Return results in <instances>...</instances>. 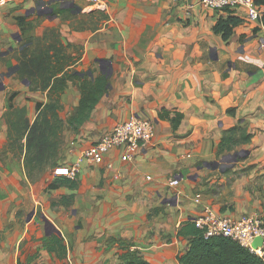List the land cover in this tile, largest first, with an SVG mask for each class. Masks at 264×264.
<instances>
[{
    "label": "crops",
    "instance_id": "crops-1",
    "mask_svg": "<svg viewBox=\"0 0 264 264\" xmlns=\"http://www.w3.org/2000/svg\"><path fill=\"white\" fill-rule=\"evenodd\" d=\"M100 1L104 11L89 0H46L39 10L40 0H10L0 7V74L10 73L0 77V264H119L133 256L149 264H182L178 255L188 249L189 237L178 229L205 207L234 218L260 215L264 225L261 20H248L241 8H205L199 0ZM227 16L240 21L224 39L213 27ZM18 18L39 21L42 30L58 27L72 67L91 79L108 77L107 91L77 129L66 119L75 113L80 91L68 82L60 98L66 119L57 167L71 166L131 116L155 123L153 141L131 161L121 159L119 148L101 164L82 158L70 206L59 203L69 193L65 187L45 191L55 175L33 180L24 152L7 148L12 92L18 119L32 121L35 102L47 101L46 92L30 90L10 72L21 49L17 35L24 38ZM232 126H242L251 138L234 147L244 151L237 161H221L234 151H219L223 130ZM174 178L177 185L170 184ZM54 233L64 240L63 256L44 245Z\"/></svg>",
    "mask_w": 264,
    "mask_h": 264
},
{
    "label": "trees",
    "instance_id": "trees-1",
    "mask_svg": "<svg viewBox=\"0 0 264 264\" xmlns=\"http://www.w3.org/2000/svg\"><path fill=\"white\" fill-rule=\"evenodd\" d=\"M255 2L259 7L264 5V0H255ZM260 20L264 25V15ZM239 21L240 19L234 16L220 18L213 30L227 39ZM18 22L22 25L24 19L18 18ZM20 40L21 49L17 58L19 67L16 74L29 82L30 90L46 92L47 101L35 102L36 116L32 121L27 118L18 119L12 104V98L16 93L12 92L9 109L5 113L9 126L7 148L15 149L19 153L24 152L23 165L29 177H32L35 168H42L45 164L58 166L63 131L60 98L68 82L76 83L80 91L75 113L66 119V123L77 129L90 117L92 110L107 91L108 77L102 74L91 79L86 73L81 75V70L72 67L75 60L66 53L67 45L63 44L61 37L54 38L42 48L33 47L32 37H24ZM180 119L181 114H178L173 119L174 125H177ZM250 138L251 134L242 126L226 128L219 143V151L230 152L236 145L247 142ZM77 186L78 177L70 179L64 175H55L47 182L45 191L52 194L59 187H65L69 193L60 195L59 203L70 206ZM178 235L189 237L188 249L178 255L182 264H264L259 256L229 237L222 235L204 237L203 231L193 220L184 221L178 229ZM44 245L49 250L56 251L59 256L66 253L63 238L55 233L45 239ZM119 264L149 263L133 256Z\"/></svg>",
    "mask_w": 264,
    "mask_h": 264
},
{
    "label": "built area",
    "instance_id": "built-area-1",
    "mask_svg": "<svg viewBox=\"0 0 264 264\" xmlns=\"http://www.w3.org/2000/svg\"><path fill=\"white\" fill-rule=\"evenodd\" d=\"M10 0H0V7ZM46 1V0H40ZM96 4L97 8L104 11L105 5L100 0H89ZM179 1V0H174ZM205 8L224 9L241 8L246 11L247 19L259 21L264 15L263 10L255 0H199ZM155 135V123L152 119L131 116L116 123L110 132L105 133L92 146L87 148L82 155L69 167L55 169L56 175H64L70 179H76L80 172L82 158H87L94 164L104 162L106 155L116 149H121V159L131 161L137 151L153 141ZM149 178V177H148ZM179 180L174 178L171 185H177ZM199 201V195L196 197ZM196 226L203 231L204 237L222 235L237 241L242 246L259 256L264 261V225L260 215H242L238 218L215 213L209 207H205L202 214L195 217ZM255 237H261L259 246L253 247Z\"/></svg>",
    "mask_w": 264,
    "mask_h": 264
},
{
    "label": "rangeland",
    "instance_id": "rangeland-1",
    "mask_svg": "<svg viewBox=\"0 0 264 264\" xmlns=\"http://www.w3.org/2000/svg\"><path fill=\"white\" fill-rule=\"evenodd\" d=\"M98 16H99L98 14H94L93 15L94 18H97ZM86 18L88 19V21H90V24L94 23L93 19H90L88 17H86ZM63 21L64 20L62 19L61 23H63ZM41 28H42L41 27V22H39V21H37L36 23H33V22L25 23V24H23V26L21 28L22 32L24 34V37H26V38L32 37L34 39V46L33 47H36V48L37 47H39V48L45 47V45H47L48 43H51L54 40V38L61 37L58 27L51 26V27H47V28H45L43 30ZM36 32H38L39 34H35ZM65 51H66V49H65ZM74 84H76V83H74ZM60 115H61V118L63 120V126H64L65 119H66V112H65V108L64 107H62L60 109ZM240 151H242V150H239V149L237 150L236 149V150L230 152L231 154H229V155H232L235 152H238L239 155H241L242 152H240ZM58 164H60L59 160H58ZM57 168H59V167H57V166L53 167L50 164H45V165H43L42 168H35L34 171L31 174V176H32L31 178L33 180H35V179H38V178H42L43 176H47L48 174L56 175L54 170L57 169ZM46 178L49 179L48 177H46Z\"/></svg>",
    "mask_w": 264,
    "mask_h": 264
},
{
    "label": "water",
    "instance_id": "water-1",
    "mask_svg": "<svg viewBox=\"0 0 264 264\" xmlns=\"http://www.w3.org/2000/svg\"><path fill=\"white\" fill-rule=\"evenodd\" d=\"M46 3H48V2H46V1H40V3L38 4V5H36L35 6V9H37V10H39V8H40V6H44ZM70 6H72V7H74L76 10H78V11H80V9L78 8H76L75 7V5H74V3H70ZM47 10H49V11H52V8H49V9H46V10H44V11H41L42 13H46L47 12ZM17 39L18 40H20L21 39V37H20V35H17ZM18 67H19V65L17 64V65H15L12 69H10V72L12 71H16L17 69H18ZM88 73L89 74H91V71L89 70L88 71ZM10 73L8 72V73H1L0 74V77H1V79L2 78H4L5 76H7V75H9ZM84 73L83 72H81V75H83ZM261 75H263V73H261ZM259 76L260 75H258V77H256L257 79H256V81H255V84L257 85L260 81H259ZM255 77V76H254ZM24 81H26L27 83H28V81L26 80V79H24ZM0 88H3V85H2V83H0ZM240 152H244L243 150L242 151H240ZM239 156V153L238 152H235L234 154H232V155H225L222 159H221V161H227L229 158L233 161V162H235V161H237V157ZM219 164H220V161H217V162H215V163H212L211 165L214 167V168H216V167H218L219 166ZM261 242H262V238L261 237H255L254 239H253V242H252V246L253 247H257V246H259L260 244H261Z\"/></svg>",
    "mask_w": 264,
    "mask_h": 264
}]
</instances>
